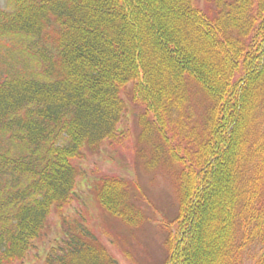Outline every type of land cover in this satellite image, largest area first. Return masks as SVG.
<instances>
[{
	"label": "trees",
	"instance_id": "obj_1",
	"mask_svg": "<svg viewBox=\"0 0 264 264\" xmlns=\"http://www.w3.org/2000/svg\"><path fill=\"white\" fill-rule=\"evenodd\" d=\"M209 1L0 0V264L24 263L76 161L119 138L129 85L138 152L178 198L164 264H264V0ZM129 188L94 191L137 226ZM63 219L46 264H119Z\"/></svg>",
	"mask_w": 264,
	"mask_h": 264
},
{
	"label": "rangeland",
	"instance_id": "obj_2",
	"mask_svg": "<svg viewBox=\"0 0 264 264\" xmlns=\"http://www.w3.org/2000/svg\"><path fill=\"white\" fill-rule=\"evenodd\" d=\"M197 6L213 8L209 0H194ZM126 109L114 142L99 149L86 150L76 161L79 173L76 196L69 204L54 207L42 236L34 241L23 264H46L49 251L63 236V216L67 221H85L119 264H164L167 258L168 223L178 215V198L167 171L150 170L140 154L138 123L143 110L135 103L132 86L122 92ZM119 176L130 184V197L143 215V221L131 226L109 213L97 200L95 187L103 178ZM175 231V226H172Z\"/></svg>",
	"mask_w": 264,
	"mask_h": 264
}]
</instances>
